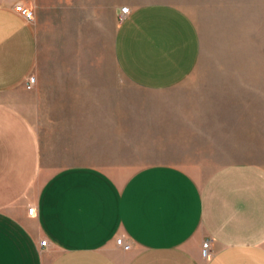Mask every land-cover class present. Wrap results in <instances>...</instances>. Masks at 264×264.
Listing matches in <instances>:
<instances>
[{
	"label": "crops",
	"instance_id": "0c3cea01",
	"mask_svg": "<svg viewBox=\"0 0 264 264\" xmlns=\"http://www.w3.org/2000/svg\"><path fill=\"white\" fill-rule=\"evenodd\" d=\"M18 3L29 0H0V264H264L259 165L227 163L205 179L169 163L126 177L91 162L42 171L34 130L4 97L33 74L38 54L36 31L14 9ZM114 50L130 82L164 91L191 77L201 40L184 10L147 2L124 16ZM85 124L76 130L83 143L91 131ZM120 237L129 250L117 245ZM208 239L212 256L204 259Z\"/></svg>",
	"mask_w": 264,
	"mask_h": 264
},
{
	"label": "rangeland",
	"instance_id": "374dc122",
	"mask_svg": "<svg viewBox=\"0 0 264 264\" xmlns=\"http://www.w3.org/2000/svg\"><path fill=\"white\" fill-rule=\"evenodd\" d=\"M147 2L181 8L200 34L195 71L170 90L142 89L116 63L120 9ZM26 5L35 12L36 84L28 89L26 80L4 97L34 130L44 173L84 162L120 177L154 163L180 166L198 179L227 163L264 168V0ZM83 118L91 124L84 143L76 132L87 126Z\"/></svg>",
	"mask_w": 264,
	"mask_h": 264
},
{
	"label": "built area",
	"instance_id": "2783aa9c",
	"mask_svg": "<svg viewBox=\"0 0 264 264\" xmlns=\"http://www.w3.org/2000/svg\"><path fill=\"white\" fill-rule=\"evenodd\" d=\"M14 9L16 10V12H18L22 17H24L28 22L33 23V21L35 20V12L33 9H31L30 7L22 4V3H18L15 5ZM130 8L124 6L121 9V15H122V19L124 18V16L129 12ZM36 84V76L34 74H31L29 76V78L27 79V88L28 89H32ZM28 212L30 215H33L35 212V208L34 207H29ZM211 239L206 240L203 245H202V256L204 259H209L212 256V251H211ZM48 245V240L44 239L41 242V246H47ZM117 245L120 246L121 248L125 249V250H129L131 248L130 244H128L123 237H120L117 239Z\"/></svg>",
	"mask_w": 264,
	"mask_h": 264
}]
</instances>
